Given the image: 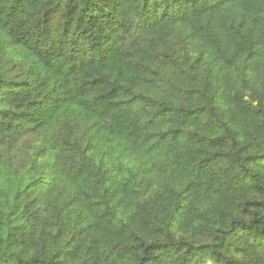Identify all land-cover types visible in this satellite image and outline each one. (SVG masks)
<instances>
[{"label":"trees","instance_id":"1","mask_svg":"<svg viewBox=\"0 0 264 264\" xmlns=\"http://www.w3.org/2000/svg\"><path fill=\"white\" fill-rule=\"evenodd\" d=\"M0 264H264V0H0Z\"/></svg>","mask_w":264,"mask_h":264}]
</instances>
